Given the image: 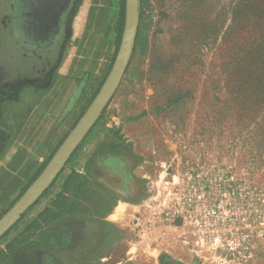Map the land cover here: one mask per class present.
Returning a JSON list of instances; mask_svg holds the SVG:
<instances>
[{"label":"rangeland","instance_id":"374dc122","mask_svg":"<svg viewBox=\"0 0 264 264\" xmlns=\"http://www.w3.org/2000/svg\"><path fill=\"white\" fill-rule=\"evenodd\" d=\"M121 4L80 0L42 75L5 56L0 160L55 94L74 111L50 160L112 67ZM72 156L0 264H264V0H138L121 84ZM71 172L88 178L75 214L5 249Z\"/></svg>","mask_w":264,"mask_h":264},{"label":"water","instance_id":"95a60500","mask_svg":"<svg viewBox=\"0 0 264 264\" xmlns=\"http://www.w3.org/2000/svg\"><path fill=\"white\" fill-rule=\"evenodd\" d=\"M138 27V0H125L124 26L112 67L93 100L68 133L42 172L12 207L0 217V239L20 220L58 177L70 157L109 104L130 62Z\"/></svg>","mask_w":264,"mask_h":264},{"label":"crops","instance_id":"0c3cea01","mask_svg":"<svg viewBox=\"0 0 264 264\" xmlns=\"http://www.w3.org/2000/svg\"><path fill=\"white\" fill-rule=\"evenodd\" d=\"M60 95H46L31 111L21 135L0 160V217L20 198L37 174L74 111Z\"/></svg>","mask_w":264,"mask_h":264},{"label":"flooded vegetation","instance_id":"af4514ba","mask_svg":"<svg viewBox=\"0 0 264 264\" xmlns=\"http://www.w3.org/2000/svg\"><path fill=\"white\" fill-rule=\"evenodd\" d=\"M48 1L52 2L0 0V46L3 49L0 64L7 65L9 58L5 56L10 55V50L17 49L18 54L13 58L26 64L30 61L35 65V74L42 75L47 72L53 59L57 58L69 17L80 0H60L61 6L51 23L44 11L48 7Z\"/></svg>","mask_w":264,"mask_h":264},{"label":"trees","instance_id":"16d2710c","mask_svg":"<svg viewBox=\"0 0 264 264\" xmlns=\"http://www.w3.org/2000/svg\"><path fill=\"white\" fill-rule=\"evenodd\" d=\"M124 13H125L124 0H122L119 27L116 30L117 39H120V37L122 35V32H123ZM118 43L119 42L117 41V48H118ZM107 75H108V73H107ZM72 158H73V156L71 157V159ZM47 163H45L41 167V169L39 170V172H38L36 177H38V175L42 172V170L44 169V167L46 166ZM87 182H88V178L87 177L80 176V175H78L75 172H71L70 175L62 183V187H61L62 191L59 194H57L54 197V199L51 201L50 208H46V209L43 210V212L38 213L37 216L35 217V219L31 221V223L29 224L27 229L25 228V230L23 232H20V235L18 237H16L15 239H13L9 243H7L6 246H5V249H7L10 252L15 247H17L18 245H23V246H26L27 248H29L31 244H26V236H25V234L27 232H29V231H32V230L36 229V227L38 226V223H39V219H40V221L42 220V222L50 223L51 221L57 220V219H59L61 217L73 216L75 214V206H76L78 200L82 197L81 196L82 194L86 193V190H84V189H85V187L87 185ZM69 185L73 186L74 192L72 194V196H73L72 197L73 198L72 201L67 202V200H66V198H67L66 197V189L69 187ZM52 186L48 190H50L52 188ZM34 206L30 207L24 213V215L20 218V220L14 225L13 229L17 228L21 223L24 222L27 214L33 210ZM10 232H11V230L9 232H7L1 239L6 238L9 235ZM1 252L2 251H0V261L3 258V256H4L3 253H1Z\"/></svg>","mask_w":264,"mask_h":264},{"label":"bare ground","instance_id":"6f19581e","mask_svg":"<svg viewBox=\"0 0 264 264\" xmlns=\"http://www.w3.org/2000/svg\"><path fill=\"white\" fill-rule=\"evenodd\" d=\"M52 2H47L46 6H48L44 11L46 12L47 19L49 18V23H51L52 20H54L55 16L57 15L58 8L60 5V0H51ZM39 12V11H38ZM45 12H39L41 14ZM48 26V24H47Z\"/></svg>","mask_w":264,"mask_h":264},{"label":"built area","instance_id":"2783aa9c","mask_svg":"<svg viewBox=\"0 0 264 264\" xmlns=\"http://www.w3.org/2000/svg\"><path fill=\"white\" fill-rule=\"evenodd\" d=\"M202 197L201 196H198L197 199L200 200Z\"/></svg>","mask_w":264,"mask_h":264}]
</instances>
